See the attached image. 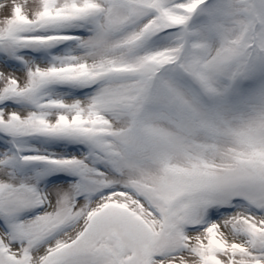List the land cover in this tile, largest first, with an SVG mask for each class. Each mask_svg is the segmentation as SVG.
<instances>
[{
    "label": "snow or ice",
    "instance_id": "1",
    "mask_svg": "<svg viewBox=\"0 0 264 264\" xmlns=\"http://www.w3.org/2000/svg\"><path fill=\"white\" fill-rule=\"evenodd\" d=\"M0 264H264V0H0Z\"/></svg>",
    "mask_w": 264,
    "mask_h": 264
}]
</instances>
